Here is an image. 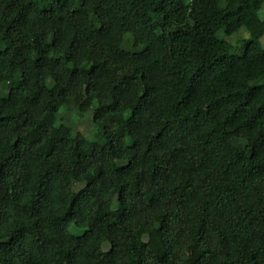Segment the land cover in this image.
Masks as SVG:
<instances>
[{
    "label": "trees",
    "instance_id": "trees-1",
    "mask_svg": "<svg viewBox=\"0 0 264 264\" xmlns=\"http://www.w3.org/2000/svg\"><path fill=\"white\" fill-rule=\"evenodd\" d=\"M263 2L0 0V264H264Z\"/></svg>",
    "mask_w": 264,
    "mask_h": 264
},
{
    "label": "rangeland",
    "instance_id": "rangeland-1",
    "mask_svg": "<svg viewBox=\"0 0 264 264\" xmlns=\"http://www.w3.org/2000/svg\"><path fill=\"white\" fill-rule=\"evenodd\" d=\"M258 15L261 19H264V2L262 4L261 9L258 11ZM226 39L230 42L231 44V51L235 53H240L242 51V42L244 40L248 39V33L247 31L241 27L237 31L233 32L231 35L227 36ZM259 44L264 48V35L259 39ZM92 108L91 107L89 110H87L84 113H78V114H73V122L70 121L67 123L69 125H72L75 131H78L81 136H83L86 139H92L94 136V127H93V122H92ZM67 108L62 106L59 109V112L57 113V117H61L63 114H66ZM73 113V112H71ZM67 115L65 117V121L69 119L71 116ZM68 114V113H67ZM67 118V119H66ZM76 124V125H75ZM71 126V127H72ZM70 230L74 233L78 232V229L73 227V225H70Z\"/></svg>",
    "mask_w": 264,
    "mask_h": 264
}]
</instances>
